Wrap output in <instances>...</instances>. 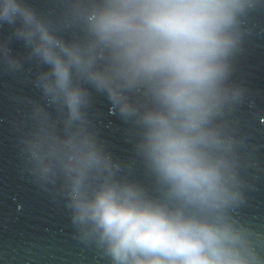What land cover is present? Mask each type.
Wrapping results in <instances>:
<instances>
[{
    "label": "clouds",
    "instance_id": "obj_1",
    "mask_svg": "<svg viewBox=\"0 0 264 264\" xmlns=\"http://www.w3.org/2000/svg\"><path fill=\"white\" fill-rule=\"evenodd\" d=\"M264 0H64L53 23L29 0H0V72L40 70L28 170L63 196L76 238L111 264H264V233L240 219L243 140L229 116L243 24ZM73 32L71 37L66 32ZM22 44L23 53L12 44ZM103 95L135 130L155 190L122 175L90 116Z\"/></svg>",
    "mask_w": 264,
    "mask_h": 264
},
{
    "label": "water",
    "instance_id": "obj_2",
    "mask_svg": "<svg viewBox=\"0 0 264 264\" xmlns=\"http://www.w3.org/2000/svg\"><path fill=\"white\" fill-rule=\"evenodd\" d=\"M29 3L54 24L64 11V0ZM9 32L5 26L0 37ZM243 33L231 80L245 89V96L228 120L244 142L248 186L247 202L235 214L264 233V8L245 19ZM12 47L25 51L17 41ZM39 70L26 63L21 73L0 72V264H111L102 250L76 238L63 196L37 184L25 162L20 141L31 126L29 101L41 99L32 84ZM110 108L103 95L94 94L90 116L96 130L114 158L123 162L121 174L154 191L155 179L134 150L135 130Z\"/></svg>",
    "mask_w": 264,
    "mask_h": 264
}]
</instances>
